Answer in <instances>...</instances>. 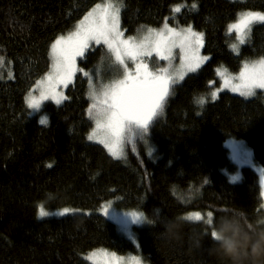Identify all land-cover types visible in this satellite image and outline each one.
<instances>
[{"label":"trees","instance_id":"obj_1","mask_svg":"<svg viewBox=\"0 0 264 264\" xmlns=\"http://www.w3.org/2000/svg\"><path fill=\"white\" fill-rule=\"evenodd\" d=\"M103 1L0 0V57L8 68L0 70V264H90L83 256L97 249L141 254L148 264H229L211 231L224 220L264 229V200L256 170L238 169L224 142L245 139L264 169V92L251 99L218 93L223 80L217 69L229 78L245 61L264 58V24L252 27L238 55L228 32L238 13L264 12V0H123L121 25L128 35L165 22L191 26L203 33V53L210 56L173 87L163 114L149 126L157 158L141 149L125 161L87 138L93 122L82 72L66 88L63 105L43 106L48 126L26 104L50 70L56 38ZM183 4L176 14L173 8ZM104 54L103 47L92 48L79 69L96 68ZM213 92L218 98L210 102ZM225 170L240 172L238 182ZM109 201L141 210L150 221L136 227L138 248L97 213ZM38 205L84 212L39 220ZM191 212H212L213 224L185 220Z\"/></svg>","mask_w":264,"mask_h":264},{"label":"snow or ice","instance_id":"obj_2","mask_svg":"<svg viewBox=\"0 0 264 264\" xmlns=\"http://www.w3.org/2000/svg\"><path fill=\"white\" fill-rule=\"evenodd\" d=\"M123 0H106L103 6L97 4L82 21L75 26V31L69 32L66 36L56 38L51 45L52 66L50 71L37 84H45V90L40 93L39 99L31 94L26 97L28 107L31 109L40 108V100L54 99L56 104L67 100L62 92H57L59 86L67 88L72 83L76 73L82 72L85 77L90 73L77 68V58H84L90 50L92 42L108 46L109 51L114 55V64L123 69V79L113 80L109 85H101L99 89L89 80V97L93 103L88 109L89 117L95 121V128L88 135V140H97L103 144L108 152L119 158L123 155L125 142L132 140L135 136L148 131L149 125L162 109L166 97L170 95L171 85L177 83V78L168 74L167 69L160 70L161 74H154L149 71L148 64L144 62L145 57H151L153 52L161 60H171L172 49L179 47L181 51V70L178 72V79L182 80L187 72H196L204 61L209 57L200 56L199 50L203 47V33L194 32L188 28L177 31L169 28L165 22L159 31L149 28L148 35L139 43L133 37L122 39L124 33L120 30L119 17L123 8ZM196 7L195 4L192 5ZM180 5L174 8L179 12ZM264 24V13L254 11H243L237 14L235 22L228 25V32H235L240 44L245 43L254 24ZM153 36L155 39H153ZM179 41V43H177ZM237 49V45H231ZM127 61L135 64V71H131ZM4 58L0 57V64ZM95 72L93 73V75ZM217 74L224 77L223 86L230 87L233 92H239L242 96L248 97L255 94L256 89H264V58L251 63H245L238 77V83L225 76V72L217 69ZM219 91V90H217ZM217 92L212 93L215 100ZM202 102V101H201ZM46 124L45 119L40 120ZM51 167V165H49ZM237 177H233V180ZM110 204L103 207L101 211L105 216L110 215ZM79 209L64 208L59 214L67 215ZM38 216L43 218L50 215L43 205H38ZM123 219L119 222L127 229L131 223H141L146 220L142 213H124ZM213 213H207V219L200 212L189 214L186 219L205 221L208 225L213 224ZM150 223V221H149ZM214 239H219L215 229L211 231ZM98 255L103 256L104 264H122L123 257H117L115 253H107L101 249L93 252L87 257L93 260ZM135 264H141L139 257H131ZM99 264V261H97Z\"/></svg>","mask_w":264,"mask_h":264},{"label":"rangeland","instance_id":"obj_3","mask_svg":"<svg viewBox=\"0 0 264 264\" xmlns=\"http://www.w3.org/2000/svg\"><path fill=\"white\" fill-rule=\"evenodd\" d=\"M105 2L106 1L99 2L98 4H100L101 6H103ZM113 2L115 3V2H117V0H113ZM184 6H186V5L183 4L181 6V9L180 10H182ZM174 8H173V11H174ZM93 9H91V11ZM91 11H89V12H91ZM180 12L181 11L175 12V13L178 14ZM262 13H264V12H262ZM174 16L175 15H173V17ZM236 19H237V17H236ZM79 22L76 23V25L79 24ZM257 24H254V25H257ZM119 25H120V30L124 33L122 39H125L126 40L128 37H133L134 40H135V42L136 43H139L141 40H143V38L145 36L148 35V31L147 30L149 29V27H143L137 33L128 35L126 33V31L123 29V26L121 25V11H120V17H119ZM168 27L169 28H175L177 31H180L181 29L188 28L189 26H183V27H177V28L176 27H170V26H168ZM151 29H155L157 31L161 30V29L154 28V27H151ZM72 31H75V28H73L69 32H72ZM69 32H67L64 36H66ZM250 34H251V32H250ZM250 34H249V36H250ZM230 35L232 36V40H231L232 43H230V49H231L232 52H234L235 54L238 55L240 48L242 46H244L245 44H247L248 42L245 41V43L240 44L239 41L236 38L235 32L230 33ZM249 36L246 37V40L249 38ZM153 39H155L154 36H153ZM177 43H179V41H177ZM233 44H236L237 45V49L238 50L233 49L231 47V45H233ZM203 45H204V42H203ZM99 46H101V47L104 48L105 54L103 56L102 61L99 62V64L96 66V68L91 69L89 71H86V72L90 73V76L89 77H86V79L88 80V90H90V84H89V80L90 79H91L92 83L96 86L97 89H99L101 85H109L113 80L123 79V69L121 67H119V66H117V65L114 64L115 57L109 51L107 45L103 44V42H101V44H95L94 42H92V46H91L90 50L92 48H95V47L99 48ZM88 52L86 54H88ZM199 54H200V56H207L210 59V56L209 55H207V54L205 55V53H203V47L200 48ZM172 57L173 58L170 61L169 60H161L158 56H156L155 52H153V55L151 57H145V58H143L144 59V62L148 64L149 71L153 72L154 74H161L160 70L167 69L168 70V74H170L171 76L177 78V83L171 85V87H172L171 94L174 93L173 87L175 85L183 82L186 79L187 76L193 75V74H196L197 72H199L206 65V63L209 61V59L207 61H204L201 64V67L196 72H187L184 75V78L182 80H179L178 79V72H179V70H181L182 61H181V51H180V48L178 46L177 47H174L172 49ZM80 59H82V58H79V57L77 58V61H76L77 68H79V61H80ZM50 60H51V66H52L51 53H50ZM254 61H258V60L245 61L243 63V66H244V64L246 62L247 63H251V62H254ZM127 63H128L129 69L134 72L135 71V67H136L135 64L132 61H127ZM243 66H242V68H243ZM7 69L8 68H7L6 62H3L2 64H0V70H1V72H3V70H7ZM50 69H51V67H50ZM218 69L224 70V68H222V67L221 68H218ZM241 69L239 70V72L237 74H232L231 76H229V78L232 79V82L233 83H238L239 82L238 80H236L234 78L239 76V74L241 72ZM8 72H9L8 78H12L13 77V72L11 70L8 71ZM94 72H95V74L93 75ZM77 74H78V72L76 73V75ZM220 77L223 80V82L221 84V87L219 88L218 93L229 92L230 91V92H232L235 95H239V96L241 95L239 92H233L230 87H228V88L224 87L223 86V84H224V77H222V76H220ZM74 79H75V77L73 78L72 83L75 81ZM41 80H39V81H41ZM45 88H46V83L45 84H36V86L30 92H28V94H27L26 97H28L31 94L33 97L39 99L41 91L42 90H45ZM65 90H66V88H64L62 85L59 86V87H57V89H56L57 92H62L63 95L66 96V91ZM261 92H264V89H256L255 90V94L252 95V96H248V97H245V96H242V95L241 96L243 98H245V99H251V98L257 97L259 95V93H261ZM217 98H218V96L216 97V99ZM215 100H208V101L211 102V101H215ZM88 101H90V105L93 103V101H92V99H90L89 95H88ZM47 102L53 103L54 105L58 106V104H56V102H55L54 99H47V100H40V105L41 106H40L39 109H31V108L28 107L29 110H30V114L32 116H37V115L39 116L38 117L39 118V122H40L41 119H45L47 121L46 124H42L44 126H48V123L50 121V118H49V116L47 114H42L41 113L43 106L45 104H47ZM64 103H65V100H62L59 105H63ZM26 104H27V102H26ZM203 105H205V103L204 104H201V106H203ZM163 111H164V106L160 110L158 116L162 115L163 114ZM91 121L93 122V126H92L89 134H91L93 128H95V121L92 120V119H91ZM89 142L90 143L99 144L102 147H104L103 144L99 143L95 139L94 140H91V141L89 140ZM224 146H225L226 149H228V157H229V159L237 166L238 169H241L243 167H250L251 169H255L256 170L257 175H258V179H259V183H260V190H261L262 200H264V169L261 168V166H259L257 163L254 162V159L252 158V155H251V148H249L246 140L243 139V138L242 139H239V138H236V137H231V138H228L224 142ZM141 149H143L144 152H146L147 155L150 158H152V159H156L157 158V152H156L157 151V145H155L154 141H152V139H151V132H150L149 129H148L147 132L141 133V134L135 136L134 138H132V140L126 141L125 142L124 151H123V155H121L119 158H116V159L125 161V159H128L130 157L131 152L132 153H135V151H140ZM106 151L108 152L107 149H106ZM108 154H110V153L108 152ZM224 173L228 176L229 181H231L232 183L233 182H238V179L240 177V175H239L240 172H232V173H230L227 170H225ZM233 177H237V179L233 180ZM116 201L105 202V204H103L100 207V209L97 210V213L99 215L103 216L104 218H108L109 220L115 222L116 225H117V228L120 231V233L125 238L131 239L133 241L135 247L138 248V246H139V240L137 238L136 227H138V226H146V225H148L149 221L147 220L146 216L144 215V213L141 210H127V211L122 210V209H120L119 207L116 206ZM109 204L111 205L110 206V209H109L110 215L105 216L104 212L101 211V209L103 207L109 205ZM63 209L49 211L50 212V215L47 216V217H43V218L63 217V216H67V215L74 214V213H82V212H84V211H82V210L79 209L80 211H77V212H72V213H69L67 215H60L59 213ZM69 209H72V208H69ZM73 209H75V208H73ZM133 212L142 213L144 215V217L146 218V220L144 222H141V223H131L130 222L127 225V229H125L123 227V225L119 221L120 220H123V219H129L130 220V216L129 217H124L123 214L124 213H129L130 214V213H133ZM191 213H194V212H191ZM191 213H189V214H191ZM189 214H186L184 216V219L185 220L190 221V222H192V221L193 222H203V221H195V220H188V219H186V217ZM201 215L205 216V219L207 218V215H205V214H201ZM38 219L39 220H42V218L39 217V216H38ZM98 250H101V249H97V250L88 252L86 255L83 256L84 260L87 261V262H89L90 264H97V261H99V264H104V259L105 258L103 256H100V255H98L97 257H94L93 260H88L87 259V257L89 255H91L93 252H98ZM105 251L107 253H109V254L114 253V252H112L110 250H105ZM116 256L117 257H123L124 258L122 264H135V262L131 259V257H139L140 260H141V264H148L145 261V259L142 258L141 254H134V253L122 254V255H120V254L117 255L116 254Z\"/></svg>","mask_w":264,"mask_h":264},{"label":"clouds","instance_id":"obj_4","mask_svg":"<svg viewBox=\"0 0 264 264\" xmlns=\"http://www.w3.org/2000/svg\"><path fill=\"white\" fill-rule=\"evenodd\" d=\"M214 243L229 264H264V229H247L237 220H224Z\"/></svg>","mask_w":264,"mask_h":264},{"label":"water","instance_id":"obj_5","mask_svg":"<svg viewBox=\"0 0 264 264\" xmlns=\"http://www.w3.org/2000/svg\"><path fill=\"white\" fill-rule=\"evenodd\" d=\"M171 90H172V87H170V95H171ZM170 95H169L168 97H166V99H165V101H164V104H163V106H164V105H165V103H166V102L169 100V98H170ZM159 112H160V111H159ZM159 112H158V114H159ZM158 114H157V116H158ZM157 116H156V117H157ZM156 117H155V118H156ZM155 118L153 119V121L151 122V124H152V123L155 121ZM151 124H150V125H151ZM150 125H149V126H150Z\"/></svg>","mask_w":264,"mask_h":264},{"label":"bare ground","instance_id":"obj_6","mask_svg":"<svg viewBox=\"0 0 264 264\" xmlns=\"http://www.w3.org/2000/svg\"><path fill=\"white\" fill-rule=\"evenodd\" d=\"M29 109V108H28ZM30 111V110H29Z\"/></svg>","mask_w":264,"mask_h":264}]
</instances>
